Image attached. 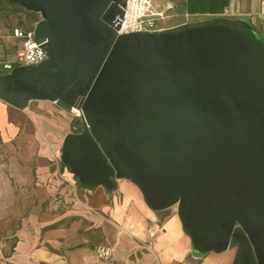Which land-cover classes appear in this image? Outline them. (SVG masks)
<instances>
[{"label": "water", "instance_id": "obj_1", "mask_svg": "<svg viewBox=\"0 0 264 264\" xmlns=\"http://www.w3.org/2000/svg\"><path fill=\"white\" fill-rule=\"evenodd\" d=\"M39 14L36 65L0 74V99L58 102L81 116L60 161L82 189L134 184L176 207L196 260L234 249L264 264V36L208 17L119 33L126 0H7Z\"/></svg>", "mask_w": 264, "mask_h": 264}, {"label": "crops", "instance_id": "obj_2", "mask_svg": "<svg viewBox=\"0 0 264 264\" xmlns=\"http://www.w3.org/2000/svg\"><path fill=\"white\" fill-rule=\"evenodd\" d=\"M151 2L154 9L159 8L157 1L156 4L155 0ZM174 2L167 1L164 8L168 4L173 7ZM263 2L184 0V20L176 24L215 16L242 18L264 36ZM5 39L11 42L8 47L12 49L6 50L0 43L2 60L12 59L18 46L12 32ZM0 69L3 68L0 66ZM27 106L19 108L0 99V204L10 205L8 217L17 220L12 235L21 237L15 246L14 264H97L96 236L114 246V262L109 264H183L189 261L192 257L190 240L176 213L171 212L161 220L159 212L149 209L139 189L127 180H118L116 193H106L98 187L85 190L78 184L84 194L76 206L54 214L45 213L44 206L51 201L49 194L58 191L65 200L70 197L67 186L62 187L64 181L57 177V168L49 169L42 163L37 171L34 167L33 147L26 144L32 132L21 130L32 125L33 117ZM21 140L25 143V153L18 147ZM44 175L46 179L42 178ZM81 229H85L87 235L75 242ZM137 248H144L145 252L140 251L136 256ZM203 264L209 263L203 261Z\"/></svg>", "mask_w": 264, "mask_h": 264}, {"label": "rangeland", "instance_id": "obj_3", "mask_svg": "<svg viewBox=\"0 0 264 264\" xmlns=\"http://www.w3.org/2000/svg\"><path fill=\"white\" fill-rule=\"evenodd\" d=\"M159 4L158 9L160 11L164 9L165 4L169 0H155V4ZM28 15L23 13H15L13 11L6 12L0 9V43L5 47L6 50H11V42L5 41V36L10 35L11 28L19 25L21 22L29 24ZM167 19V18H166ZM165 19V20H166ZM164 22V21H163ZM168 25L173 24V20L167 21ZM6 43V44H5ZM30 109L29 115H32L31 126L21 128L23 132H32V137L26 141L27 146L33 147V164L37 171V167L42 163L49 169H58L57 177L63 182L62 187L67 186L68 196L70 199L64 198V195L60 192L55 194H49L51 201L47 202L44 206L45 213L54 214V212H62L67 209H71L78 204V199L83 198L84 192L79 190L77 178L71 173L69 169H63L60 165V149L64 135L67 132H71V123L76 118L81 122V116L75 109H66L61 106L58 102L44 101V100H33L28 104ZM22 141V140H21ZM19 142L18 147H21V152L25 153L24 141ZM9 171L7 170V174ZM41 173V171L39 172ZM42 178L46 179L44 175ZM61 187V186H60ZM99 190H104L102 187H98ZM47 190V189H46ZM70 191V192H69ZM118 191V190H117ZM115 191L114 193H116ZM75 192V193H74ZM52 203V204H51ZM171 212L176 213V207H171L165 211L159 212V218L162 220L164 216L169 215ZM9 204H0V264H14L13 255L15 252V246L17 241L21 239L19 236H13V230L17 227V220L10 219ZM87 231L85 229L79 230L75 242H79L80 238L85 237ZM96 247L94 249V255L96 257L97 264H109L114 262V246L107 240L102 241L100 236H96ZM136 241V239H134ZM137 242V241H136ZM99 245H106L112 249V260L102 261L96 254V248ZM140 251H144V248H137L135 250L136 256L140 255ZM234 257V249L226 250L222 253H208L205 257L198 259L196 264H203V261L209 264H225L232 263ZM196 260L190 258L187 263L183 264H195ZM182 264V263H181Z\"/></svg>", "mask_w": 264, "mask_h": 264}, {"label": "built area", "instance_id": "obj_4", "mask_svg": "<svg viewBox=\"0 0 264 264\" xmlns=\"http://www.w3.org/2000/svg\"><path fill=\"white\" fill-rule=\"evenodd\" d=\"M171 8L172 5L168 4L163 10L157 11L154 10L151 0H126L118 32L154 31L166 28L162 23L169 16L168 11ZM261 15L264 17V2ZM12 36L18 40V46L12 59H0V66L3 69L11 70L18 65H36L47 58V52L33 39V28L16 26L13 28ZM96 254L107 263L112 260V249L109 246L99 245Z\"/></svg>", "mask_w": 264, "mask_h": 264}, {"label": "trees", "instance_id": "obj_5", "mask_svg": "<svg viewBox=\"0 0 264 264\" xmlns=\"http://www.w3.org/2000/svg\"><path fill=\"white\" fill-rule=\"evenodd\" d=\"M174 3H175L174 6L171 9H169V11H168L169 16L162 23L163 26L170 27L172 25V24H169V25L167 24L168 20L175 21V22H173V24L182 22L184 20V13H185L184 0H175ZM0 9H1V11H4V10L6 12L13 11L15 13H20V14L23 13L25 15H28V18H29L28 20H29L30 23L27 25V24H25V22H23V24L21 26L29 28V29L33 28L34 24L39 20V14L34 13V12H30V11H26L22 7L11 5L7 0H0ZM16 26H19V25H16ZM16 26H13L11 28V32L13 31V28L16 27ZM8 71L9 70H6V69H0V74L8 72ZM81 130H82L81 122L78 119L75 118L72 121V123H71V132H80ZM60 165H61L62 168H67V166H65L62 162H60Z\"/></svg>", "mask_w": 264, "mask_h": 264}, {"label": "flooded vegetation", "instance_id": "obj_6", "mask_svg": "<svg viewBox=\"0 0 264 264\" xmlns=\"http://www.w3.org/2000/svg\"><path fill=\"white\" fill-rule=\"evenodd\" d=\"M23 23V22H22Z\"/></svg>", "mask_w": 264, "mask_h": 264}]
</instances>
